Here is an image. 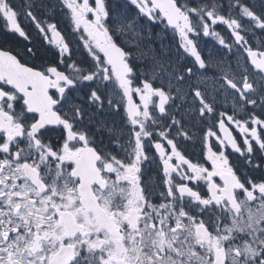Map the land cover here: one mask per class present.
Wrapping results in <instances>:
<instances>
[{
    "label": "snow or ice",
    "instance_id": "6c2138e0",
    "mask_svg": "<svg viewBox=\"0 0 264 264\" xmlns=\"http://www.w3.org/2000/svg\"><path fill=\"white\" fill-rule=\"evenodd\" d=\"M0 264H264V0H0Z\"/></svg>",
    "mask_w": 264,
    "mask_h": 264
}]
</instances>
